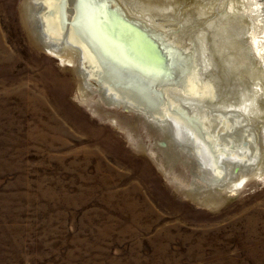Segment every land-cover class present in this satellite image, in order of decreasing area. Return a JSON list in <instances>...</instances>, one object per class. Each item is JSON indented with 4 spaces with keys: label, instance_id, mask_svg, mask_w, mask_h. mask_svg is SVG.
Instances as JSON below:
<instances>
[{
    "label": "rangeland",
    "instance_id": "1",
    "mask_svg": "<svg viewBox=\"0 0 264 264\" xmlns=\"http://www.w3.org/2000/svg\"><path fill=\"white\" fill-rule=\"evenodd\" d=\"M258 1L119 0L167 24L200 65L214 55L197 98L212 124L223 118L220 134L238 128L222 140V161L238 164L213 179L201 153L202 170L185 154L173 160L136 111L103 100L76 65L51 57L30 0H0V264H264ZM230 101L250 104L252 118L219 116L214 105ZM225 178L239 180L222 189Z\"/></svg>",
    "mask_w": 264,
    "mask_h": 264
},
{
    "label": "bare ground",
    "instance_id": "2",
    "mask_svg": "<svg viewBox=\"0 0 264 264\" xmlns=\"http://www.w3.org/2000/svg\"><path fill=\"white\" fill-rule=\"evenodd\" d=\"M238 1L240 5L246 2L247 6V0ZM128 9L122 7L119 0H89L88 3H83L82 0H30L28 12H31L37 22L39 33L44 45L49 48L51 57L76 65L84 84H92L95 87L92 89L97 91L103 100L136 111L143 123L163 137L166 141L165 147L172 148L170 149L173 152V160L176 161L180 154H185L202 170L201 162L197 158L202 154L213 179L223 178L227 172L229 176L228 169L233 171L238 162H230L228 159L222 161L225 154L229 155L228 149L225 148L227 139L224 140V136L228 135L227 141L231 143L236 133L238 134V128L235 126V130L230 132L228 129L226 132L230 126H224L226 133L223 131L224 133L220 134L217 129L220 122L223 123V118L217 125L212 124L214 119H206L207 114L204 115L200 110L206 104L197 98L203 91L204 81L201 74H207L209 63L214 61V55L210 56V61L204 60L200 65L199 60L197 61L198 51L195 56L192 49L184 46L183 48L173 41V37L168 34L167 24L154 20L150 15L127 11ZM240 14L244 15L245 19L250 15L248 10ZM251 39L254 56L258 55L264 62V35L252 34ZM198 47L201 48L200 45ZM203 48L206 53L207 50ZM203 77L207 78L206 75ZM261 82L258 86L264 95V82ZM255 90L258 92L256 87ZM261 99L264 107V98ZM244 104L230 101L218 103L213 108L222 117L225 114H234L238 118H247L253 112L247 109L250 104ZM240 131L242 132L241 129ZM239 179L242 183L245 177ZM227 180L228 178L222 180L221 188L227 184L232 187L237 182L234 181L231 186V180ZM217 186L219 187V184Z\"/></svg>",
    "mask_w": 264,
    "mask_h": 264
},
{
    "label": "snow or ice",
    "instance_id": "3",
    "mask_svg": "<svg viewBox=\"0 0 264 264\" xmlns=\"http://www.w3.org/2000/svg\"><path fill=\"white\" fill-rule=\"evenodd\" d=\"M82 2H83V3H88V2H89V0H82Z\"/></svg>",
    "mask_w": 264,
    "mask_h": 264
}]
</instances>
